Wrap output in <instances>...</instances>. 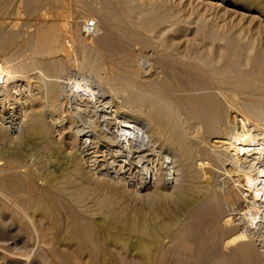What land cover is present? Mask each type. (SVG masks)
<instances>
[{
    "label": "rangeland",
    "instance_id": "1",
    "mask_svg": "<svg viewBox=\"0 0 264 264\" xmlns=\"http://www.w3.org/2000/svg\"><path fill=\"white\" fill-rule=\"evenodd\" d=\"M107 1L0 0V94L9 91L11 95L7 98L10 99L9 107L6 104V110L1 113L8 122L9 136H0V264H241L238 247L243 242L234 240L237 230L232 227L235 230L233 233L231 226H235L237 220L231 214V209L246 210L247 200L243 189L230 182L229 173L223 170L226 163L218 157L216 147L212 146L213 141L210 140L212 134H208L209 129L204 124L196 129L197 137H201L198 148L203 145L208 152L201 154L196 151L195 157L198 162L201 161V166L214 169L213 176L200 178L195 185H188L181 193L183 196L174 191L170 194L155 191L152 192L151 201L148 196L130 200L106 187H92L82 196L79 195L78 199L74 196L73 185L81 181L69 172L74 163V148H64L55 142L54 137L44 133L46 105L60 93V86H55L59 93L55 92L51 97L46 98L41 94L46 71L40 68L41 65L37 64L39 58L34 57L29 49L33 32L43 24H62L65 29L62 31L65 50L77 60L66 67L58 78L69 74L72 81L88 79L98 85L95 90L100 87L98 90L104 93L113 88L110 91L116 100L123 99V85L132 77H144L154 85L161 80L171 82L177 66L173 60L175 58L172 59L175 57L172 54L174 50L166 48L167 44L164 43L169 38L165 34L173 36L178 45L184 42L179 38V32L172 31V20L164 17L157 22L158 17H150L146 24L140 23L142 26H138V20L127 6L125 8L124 2ZM174 1L179 3L175 9L178 16L189 20L195 18L197 12L203 13L207 19L221 25H232L240 32L249 30L248 34L258 33L264 42V12H258L254 4H250L252 8L244 9L238 5V0H219V6L209 9L198 5L200 3L197 4L195 0ZM90 22L95 26V34L83 31L84 25ZM163 30L165 33L159 32ZM157 32L159 36L162 34V39L158 38ZM131 35L137 39L134 40L133 36L130 39ZM139 35L147 40L143 42L145 39H138ZM81 47L85 50L91 47L99 49L93 63L102 66L104 77L114 74L110 76L116 75L117 78L99 80L92 74L83 73L81 60L85 50ZM165 56L167 62L172 60V63H166ZM150 64L155 70L152 69L149 76L144 70ZM17 65L25 67L19 69ZM6 66H13V69ZM77 86L71 87L70 91L77 93ZM38 88V102L33 100L29 105L32 103V107H37L43 123L35 131L24 134L18 124V108L14 98L28 94L29 89L34 92L36 89L37 92ZM14 93L21 94L18 96ZM19 136L22 139L18 140ZM112 195L118 197L107 203ZM227 217L231 218L229 226L224 221ZM222 223L227 225L223 226ZM234 255L236 261L231 259L235 258Z\"/></svg>",
    "mask_w": 264,
    "mask_h": 264
},
{
    "label": "bare ground",
    "instance_id": "2",
    "mask_svg": "<svg viewBox=\"0 0 264 264\" xmlns=\"http://www.w3.org/2000/svg\"><path fill=\"white\" fill-rule=\"evenodd\" d=\"M121 1L124 2L125 8L127 6L134 14L138 26L140 23L146 24L150 17H158L157 22L165 18L173 21L172 31L179 32V38L184 42L178 45L173 36L165 34V37L169 38L168 41L164 40V43L167 44L166 48L174 50L172 54L175 57L172 59L175 58L173 60L177 66L175 70L173 62L171 82L161 80V76L158 85L150 84L144 77L139 79L131 76L132 78L128 80L124 78L127 80L122 89L124 97L122 100H116L110 91L113 88L104 93L98 90L100 87L95 90L98 85L89 82L88 79L81 82L72 81L69 74L58 78L63 71L65 72L66 67L72 66L77 60L65 50L62 37V31L65 29L63 30L62 24L57 22L48 26L44 24L38 26L29 40L31 54L39 58L37 64L46 71L41 94L46 95V98L51 97L55 92L59 93L55 86H60V93L46 105L43 114L46 125L44 133L54 137L55 142L65 146L64 148H74L72 153L74 163L70 166L69 172L71 176L81 179L73 185L74 196L79 198V195L90 191L92 187L115 190L117 194L130 200L148 196L151 201L152 192L155 191L159 194L185 192L188 185H195L196 180L210 178L213 174L212 167L201 166V161L198 162L195 157L196 151H200L201 154L208 152L203 145L202 149L198 148L201 137H197L196 129L201 125L203 127L204 124L207 130L209 129L208 134L209 132L212 134L210 140L213 141L212 146L216 147L218 157H221L228 167L225 165L223 168L219 165L229 173L230 182L243 189L246 198L244 199L247 200L246 210L231 209V214L237 220L234 222L235 226L231 224L233 225L231 229L236 227L237 230L234 240L239 239L241 243L243 242L238 244L240 260L243 264H264V42L261 36L254 32L248 34L249 30L246 33L240 32L232 25H221L199 12L195 18L189 20L178 16L175 9L179 3H175L174 0ZM195 1L209 9L219 6V0ZM257 1L237 2L244 9L252 8L249 6L254 4L258 12H264V2ZM189 30L190 34L187 33ZM159 32L158 38H161L162 34L159 36ZM134 35L129 38L133 36L136 40L135 36L138 35ZM139 36L138 39L143 38ZM95 49L91 47L83 51L85 52L83 56L81 55L83 59L80 56L83 73L92 74L99 80L106 79L107 76L102 75V72L104 73L102 66L95 64L97 59L95 63L92 61L99 52V49ZM166 56V63H172V60L167 62ZM6 67L2 68L13 69V66ZM21 67L25 66L17 65V68ZM152 69L153 66L150 64L144 73L150 76L152 75L150 71L155 70ZM110 75L108 79L116 77ZM75 85H78L77 93L70 91ZM38 90L39 88L34 92L29 89L28 94L21 96H19L21 93H14L19 94L18 98H13L18 108L16 110L18 124L24 134L30 130L35 131L43 123L37 107L33 108L32 103L29 105L30 101L38 100L37 96L40 95ZM119 90L118 88L117 91ZM8 92L0 94V136L3 137L8 135V122L1 115L10 105V99L7 98L11 95ZM40 102L42 104V101ZM6 104L8 106L5 108ZM205 129L203 130L207 133ZM20 139L22 136L18 137V140ZM115 197L118 196H109L106 202H111ZM230 219L227 217L225 223ZM236 256L231 259H236ZM148 259L147 257L146 261Z\"/></svg>",
    "mask_w": 264,
    "mask_h": 264
},
{
    "label": "built area",
    "instance_id": "3",
    "mask_svg": "<svg viewBox=\"0 0 264 264\" xmlns=\"http://www.w3.org/2000/svg\"><path fill=\"white\" fill-rule=\"evenodd\" d=\"M86 34H92L95 32V26L92 22L87 23L84 25V30H83Z\"/></svg>",
    "mask_w": 264,
    "mask_h": 264
}]
</instances>
